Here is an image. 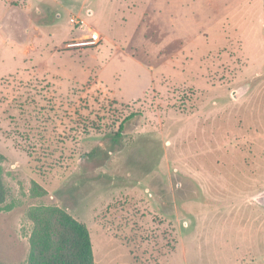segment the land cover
I'll list each match as a JSON object with an SVG mask.
<instances>
[{
    "label": "rangeland",
    "instance_id": "rangeland-1",
    "mask_svg": "<svg viewBox=\"0 0 264 264\" xmlns=\"http://www.w3.org/2000/svg\"><path fill=\"white\" fill-rule=\"evenodd\" d=\"M0 180V264H264V0H0Z\"/></svg>",
    "mask_w": 264,
    "mask_h": 264
},
{
    "label": "trees",
    "instance_id": "trees-1",
    "mask_svg": "<svg viewBox=\"0 0 264 264\" xmlns=\"http://www.w3.org/2000/svg\"><path fill=\"white\" fill-rule=\"evenodd\" d=\"M5 189L0 180V203ZM41 217L30 238L28 264H95L87 226L57 206L42 205L35 209Z\"/></svg>",
    "mask_w": 264,
    "mask_h": 264
},
{
    "label": "built area",
    "instance_id": "built-area-1",
    "mask_svg": "<svg viewBox=\"0 0 264 264\" xmlns=\"http://www.w3.org/2000/svg\"><path fill=\"white\" fill-rule=\"evenodd\" d=\"M70 22H73V24H78L80 27H83L85 25L84 19L80 17H72L70 19ZM100 42L99 34L97 33H91L88 37H85L84 39H81L76 42H68L69 47H90L98 44Z\"/></svg>",
    "mask_w": 264,
    "mask_h": 264
},
{
    "label": "water",
    "instance_id": "water-1",
    "mask_svg": "<svg viewBox=\"0 0 264 264\" xmlns=\"http://www.w3.org/2000/svg\"><path fill=\"white\" fill-rule=\"evenodd\" d=\"M259 200H260L261 202H264V192L259 196Z\"/></svg>",
    "mask_w": 264,
    "mask_h": 264
}]
</instances>
